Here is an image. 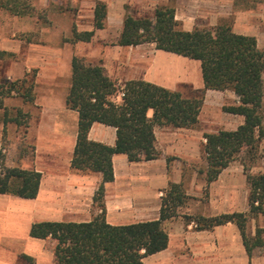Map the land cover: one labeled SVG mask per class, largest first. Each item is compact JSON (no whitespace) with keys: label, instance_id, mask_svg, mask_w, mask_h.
I'll list each match as a JSON object with an SVG mask.
<instances>
[{"label":"crops","instance_id":"0c3cea01","mask_svg":"<svg viewBox=\"0 0 264 264\" xmlns=\"http://www.w3.org/2000/svg\"><path fill=\"white\" fill-rule=\"evenodd\" d=\"M99 1L105 2L107 8L104 27L95 29L87 42H64L48 49L33 44L32 62L22 66L20 75L30 67L36 69L34 100L13 105L5 98L4 107L9 117L15 119L6 125L4 108H0V161L8 167L41 174L34 198L0 193V264H56L53 241L30 236L31 225L42 221L86 222L101 210L94 195L102 183V174L70 166L78 127V112L65 102L73 56L101 64L105 74L118 83L142 79L181 92L184 88H203L198 60L156 49L150 42L135 46L115 44L122 30L127 0ZM244 3L192 0L190 7L177 4L175 19L184 30L199 23L214 26L227 21L234 32L254 36L258 44L264 39V0H251L249 6ZM94 5L95 1L87 13L88 24H76L77 31L93 28ZM237 104L232 90L207 89L198 120L209 130L155 126L157 158L129 161L123 153L112 156L113 180L103 182L101 200L107 223L125 225L157 219L161 195L169 183H182L186 195L191 197L178 209V216L163 221L167 246L145 256L144 264H264V232L256 235L257 229H264V202L262 209L249 211V188L242 162H230L208 185L192 165L202 160L200 145L205 141L204 133L235 130L243 123L242 115L222 108ZM203 111H207L206 122L202 119ZM20 114H26L22 135L17 130ZM147 115H152V109ZM87 137L113 146L116 130L94 122ZM259 148H264V139ZM233 212L247 214L245 234L249 248L233 222L198 230L193 221L185 222L182 217Z\"/></svg>","mask_w":264,"mask_h":264},{"label":"trees","instance_id":"16d2710c","mask_svg":"<svg viewBox=\"0 0 264 264\" xmlns=\"http://www.w3.org/2000/svg\"><path fill=\"white\" fill-rule=\"evenodd\" d=\"M0 8L14 15L30 13L19 0H0ZM106 14V3L96 1L93 28L77 31L72 27L71 36L66 41H90L94 30L104 27ZM147 42L154 43L156 49L198 60L203 88H190L184 95L180 90H170L142 79L128 80L119 88L105 74L101 64L86 63L79 56L72 57L65 102L68 108L78 112V127L70 166L102 174V183L94 195L101 210L86 222L42 221L31 225L30 236L53 241L56 264H144L145 256L166 248L168 236L163 221L178 216V209L191 198L186 195L182 183H169L163 190L157 219L111 225L105 220L101 202L103 182L113 180L112 156L116 153L125 154L129 161L157 158L155 126L196 128L207 89L232 90L238 104L224 105L223 111L240 114L244 120L235 130L203 134L202 151L206 166L199 172L204 174L206 184L214 181L241 152L250 160L258 155L259 143L264 139V49L257 46L256 38L234 32L226 21L210 28L195 26L184 30L175 19L173 7H156L151 17L126 13L115 44L135 46ZM5 54L6 51H0V57ZM35 72L32 75L25 72L21 78L0 83L4 125L15 120L9 117L4 107L5 98L18 96L25 102L34 100ZM119 90L123 94L116 102L112 97ZM149 109H152L151 116L147 115ZM94 122L115 127L113 146L88 139V131ZM242 165L249 188V211L262 209L264 172L250 174L244 160ZM40 176L37 171L8 167L0 162V193L34 198ZM204 192L206 195V189ZM182 217L185 222L193 221L198 230L233 222L239 228L244 245L249 248L245 234L246 213ZM262 232L264 229H257L256 235ZM247 251L250 254V249Z\"/></svg>","mask_w":264,"mask_h":264},{"label":"rangeland","instance_id":"374dc122","mask_svg":"<svg viewBox=\"0 0 264 264\" xmlns=\"http://www.w3.org/2000/svg\"><path fill=\"white\" fill-rule=\"evenodd\" d=\"M94 1L98 0H19L30 11L29 14L25 15H14L0 8V51H6L7 53L0 57V83L4 80L13 81L23 76V74L20 75V70L25 64L32 62L33 44H39V47L48 49L49 47L56 48L62 46L64 42H69L66 39L70 38L72 27L77 29L78 26L76 24H88L87 13H89V8ZM243 1L245 2L244 4H248L247 6L251 4V0ZM191 3L192 0H127L124 4V9L126 7V13L134 16L151 17L156 7H173L176 10L177 4L182 6V8H186L190 7ZM197 26L200 28L212 27L206 23H199ZM263 40L261 38L257 44L260 49H264ZM84 60L86 63H90L89 60L85 58ZM34 71L36 69L32 67L29 70H25V72H29V75H32ZM61 83H65V81ZM115 83L120 88L123 87L124 81L122 83L115 81ZM182 87L190 86L183 85ZM182 92L187 95L188 88H184ZM120 93L121 91L119 90L112 99L116 102L120 101ZM8 101L15 105L19 104L22 99L14 96L9 97ZM206 112H202L204 122L208 118ZM25 116L26 114L19 115L21 123L17 128L19 135H22L25 128ZM194 129L200 132H205V129L209 130L207 127H203L201 123H198V126ZM200 150L203 153L202 145H200ZM1 157L2 155L0 160ZM243 160L247 165L248 173L257 174L264 172V148L260 149L258 147V155L255 159L250 160L245 156L244 152H241L234 161L242 162ZM192 165H194L197 172L205 169L204 155L201 161H197ZM199 177L205 180L203 173L199 172Z\"/></svg>","mask_w":264,"mask_h":264},{"label":"built area","instance_id":"2783aa9c","mask_svg":"<svg viewBox=\"0 0 264 264\" xmlns=\"http://www.w3.org/2000/svg\"><path fill=\"white\" fill-rule=\"evenodd\" d=\"M122 94H123V93L121 92V93H120V97H121Z\"/></svg>","mask_w":264,"mask_h":264}]
</instances>
